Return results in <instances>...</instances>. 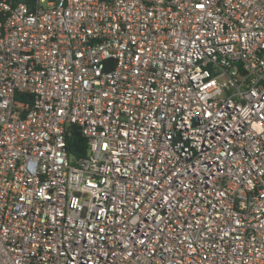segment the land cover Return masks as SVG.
Segmentation results:
<instances>
[{"label":"built area","instance_id":"obj_1","mask_svg":"<svg viewBox=\"0 0 264 264\" xmlns=\"http://www.w3.org/2000/svg\"><path fill=\"white\" fill-rule=\"evenodd\" d=\"M0 264H264V0H0Z\"/></svg>","mask_w":264,"mask_h":264},{"label":"trees","instance_id":"obj_2","mask_svg":"<svg viewBox=\"0 0 264 264\" xmlns=\"http://www.w3.org/2000/svg\"><path fill=\"white\" fill-rule=\"evenodd\" d=\"M15 2L24 1L30 2V0H14ZM18 98L24 102L25 105L29 106L31 99L29 96L18 94ZM69 153L74 157H82L86 155V142L76 131L73 132L70 140L68 141Z\"/></svg>","mask_w":264,"mask_h":264}]
</instances>
